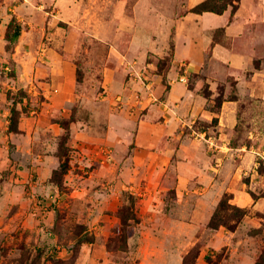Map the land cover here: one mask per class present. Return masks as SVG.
I'll list each match as a JSON object with an SVG mask.
<instances>
[{"label":"crops","instance_id":"obj_1","mask_svg":"<svg viewBox=\"0 0 264 264\" xmlns=\"http://www.w3.org/2000/svg\"><path fill=\"white\" fill-rule=\"evenodd\" d=\"M205 1L0 0V173L4 172L11 143L17 145V151L30 156H35V144L42 149L46 146L49 153L37 154L33 167L15 170L10 165L9 171L18 183L0 195V230L9 229L2 224L7 216L10 222L13 220L9 213L6 215L5 208L14 199L19 198L17 203L28 209L38 194L55 190L50 179L59 160L50 139L60 137L64 129L54 122L51 114L66 112V107L76 99L78 86L76 56L64 53L66 40L55 36L62 34L61 24L87 31L109 46V58L116 62L115 68L105 71L106 95L99 107L92 103L90 124L79 120L72 123L71 131L74 146L83 145L76 155L85 160V165L96 163L104 170L122 175L151 174L144 187L139 184L143 183L139 175H120L122 178L107 195L114 199L120 189V193L134 191L144 202L148 198V215L142 217L140 224L142 236L146 232L153 239L174 238L178 228L198 231L210 221L225 193H231L232 203L237 207L264 214V176L258 173L259 158L255 154L259 150L236 149L228 144L230 134L240 123V110L252 108L259 98H264V0H242L235 14L231 7L221 15L192 12ZM12 20L23 31L10 45L6 33ZM50 29H55V33L46 36L45 31ZM36 30L43 35L37 36ZM220 30L224 32L217 33ZM46 44L53 47L47 49ZM171 50L174 66L169 76L177 64L202 73L212 98L207 99L199 89L191 90L181 77L180 82H172L169 87L157 84L153 90L157 105L142 116L135 136L137 141L164 142L165 147L131 151L129 141L134 136L125 129V105L130 91L123 73L128 64L135 68L147 61L149 55L162 59ZM225 68L229 73L222 77L220 72ZM136 71L139 73L141 69ZM228 78L236 81L238 100L222 102L217 114L209 108L213 107L219 83ZM21 92L26 96L21 97ZM225 92L227 98L228 88ZM34 101L38 105L34 106ZM13 108L20 112L17 131L11 130ZM198 120L210 126L201 131L193 129L192 134L182 131L193 128ZM213 120L217 123L211 126ZM101 121L108 123L109 128L103 135L93 127ZM42 135L46 142L40 141ZM248 139L263 141L264 136L251 130ZM171 172L177 178L173 187L169 184ZM243 177L249 181L242 182ZM169 191L175 192L178 212L165 213L161 209ZM158 219L164 223H158ZM246 224L249 225L247 220L242 227ZM220 233L224 234L221 230ZM106 254L109 257L110 253Z\"/></svg>","mask_w":264,"mask_h":264},{"label":"rangeland","instance_id":"obj_2","mask_svg":"<svg viewBox=\"0 0 264 264\" xmlns=\"http://www.w3.org/2000/svg\"><path fill=\"white\" fill-rule=\"evenodd\" d=\"M61 27L62 34L55 36L66 40L62 50L64 53L76 56L78 86L76 99L66 107V112L54 111L51 114L54 121L65 124L63 134L58 138L50 139L51 147L56 148L54 155L59 160L50 181L55 190L47 191L46 195L38 194L35 202L28 209L17 203L19 198L7 205L6 215L9 213L13 220L10 222L7 216L2 226H8L9 229L0 230V264H104L106 259L108 260L105 264H255L264 248V214L245 209L247 213L237 228V230L240 228L237 234V230L231 232L225 227L213 230L208 226L209 221L198 231L178 228L174 238L165 236L153 239L151 236L148 237L146 232V236L140 233L142 217L148 215H146L149 207L148 198L144 202V198L139 199L134 191L120 193V189L116 194L118 198L112 199L107 196L118 184L119 178H122L120 175L125 177L139 175L140 181L143 182L139 184L144 187L149 181L148 175L151 174L122 175L110 172L102 169L99 164L94 163V160V165H85V160L81 161L79 155H76V151H80L83 145L80 148L74 146L72 123L79 120L89 123L92 103L99 107L106 95L103 85L105 71L107 68H115L116 62L109 58V46L95 39L87 31H79L67 24H61ZM55 31V29L46 30V36L50 33L54 34ZM36 35L43 34L36 30ZM52 47L53 45L50 44L45 45L47 49ZM172 53L171 50L162 59L151 54L142 65L138 64L133 68L128 64L127 71L123 73L126 87L130 91L125 105L127 112L125 129L130 136H134L129 141L131 151L151 150L155 147L158 150L165 147L164 142L137 141L135 136L139 131L142 116L147 115L157 105L153 93L157 84L169 87L172 82H180L179 78L186 71L187 82L183 84L191 90L199 89V93L207 99L212 98L213 93L210 92L206 77L202 73L192 72L191 69L188 71L185 65L177 64L172 71L174 74L171 73L172 75L169 76V71L174 66ZM136 68L141 71L137 73ZM228 73L227 69H223L220 76L223 77ZM226 88L229 90L227 98ZM144 90H146L145 94ZM236 91L234 78L219 83L217 96L213 99V107L209 109L217 114L220 113V108L216 109L217 103L221 100L237 101ZM24 94L21 92L20 96L24 97ZM20 96L17 95L16 100H19ZM36 98L39 100L40 96ZM33 104L38 105L36 101ZM161 117L163 120L164 117L162 115ZM239 117L240 123L230 134L229 146L236 149L247 147L254 148L255 151H264V140L248 139L251 130L261 137L264 136V98H259L258 104L252 108H242ZM216 123L217 121L213 120L211 126ZM209 126L204 121L198 120L193 128L186 127L182 131L185 134H192L193 129L201 131ZM93 127L102 135L109 129L108 123L106 125L103 121L99 126ZM148 133L147 130L146 134ZM40 141L46 142L44 135L41 136ZM21 146L23 147L24 143ZM16 148L17 145L11 143L9 157H6L9 162L7 161L3 167L4 172L0 173V195L6 188L18 183L17 177L11 175L13 173L9 171L10 165L15 167V170L33 167L37 154H49L46 146L42 149L37 144L34 145L35 156L17 151ZM52 152L50 153L53 154ZM103 160L104 158L99 159L98 163ZM259 167L257 165V169ZM261 171L263 174L264 167H261ZM262 174L261 176H264ZM169 175V184L173 187L177 178L174 172ZM246 181L249 180L243 177L242 182ZM226 194L233 199L231 193H225L221 200ZM175 199V192L169 191L161 205L162 211L178 212L180 206ZM230 204L234 205L232 200ZM220 214L219 217L228 218L232 210ZM106 215H110L111 218L105 219ZM122 216L125 225H122L120 220ZM95 218H98L96 224H94ZM245 220L249 225L242 227ZM158 223L163 224L164 221L158 219ZM229 224L233 223L229 222ZM220 230L224 234L220 233ZM106 252L110 253L109 257Z\"/></svg>","mask_w":264,"mask_h":264},{"label":"trees","instance_id":"obj_3","mask_svg":"<svg viewBox=\"0 0 264 264\" xmlns=\"http://www.w3.org/2000/svg\"><path fill=\"white\" fill-rule=\"evenodd\" d=\"M241 1L242 0H207L203 2L202 4H200L199 6H197L196 8H194L192 12L198 13V14H202L205 12H211V13L221 15L229 7H231L233 14H235V12H237L239 8ZM22 31H23V28L18 24V22H16L15 20H12L8 26V30L6 33V40L8 41V43L11 45L14 42H16L21 36ZM223 32H224L223 30H220L217 33L222 34ZM222 102L223 101L221 100L219 103H217L216 109H219L221 107ZM19 117H20V112H18L15 108H13L12 109V125H11L12 131H17L18 124H19ZM54 122L58 123L65 130V128L63 127L65 124L63 122L62 123H60L59 121H54ZM262 165H264L263 162L260 163V167L258 168V173L260 175L262 174L261 167H264ZM54 173L55 172H53V174ZM53 174H52V177H53ZM262 175H264V173ZM251 195L254 199H257L256 194L252 193ZM230 200H232V198L226 194L224 198L221 200V202L218 204L217 209L212 215L209 225H208L211 229L215 230V229H218L219 227H225L228 231H231V232H235L237 230L239 224L242 222L247 212L245 209H242L235 205L230 204ZM229 210H232V214L228 215V218L219 217V215H221L220 213H223ZM120 220L122 222V225H125V223L123 224V222L125 221L123 216L120 217ZM130 220H134V218H130ZM229 222L233 224L230 225ZM255 264H264V248L261 252L259 259L257 260Z\"/></svg>","mask_w":264,"mask_h":264},{"label":"built area","instance_id":"obj_4","mask_svg":"<svg viewBox=\"0 0 264 264\" xmlns=\"http://www.w3.org/2000/svg\"><path fill=\"white\" fill-rule=\"evenodd\" d=\"M187 72L185 71V74H183V76L181 77V81L182 82H187ZM256 156L259 158V166H260V163L263 162L264 163V151H258V152H255Z\"/></svg>","mask_w":264,"mask_h":264}]
</instances>
